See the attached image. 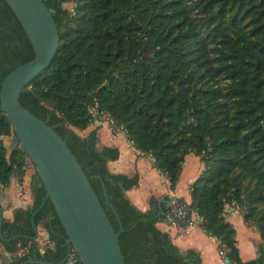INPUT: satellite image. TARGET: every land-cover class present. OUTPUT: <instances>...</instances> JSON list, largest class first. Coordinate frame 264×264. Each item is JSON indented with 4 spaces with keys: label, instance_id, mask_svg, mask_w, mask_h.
<instances>
[{
    "label": "trees",
    "instance_id": "trees-1",
    "mask_svg": "<svg viewBox=\"0 0 264 264\" xmlns=\"http://www.w3.org/2000/svg\"><path fill=\"white\" fill-rule=\"evenodd\" d=\"M44 2L58 26L60 48L20 101L66 140L115 230L124 228L126 264L200 260L157 226V212H144L128 198L140 177L110 171L119 149L100 147L96 130L78 134L92 124L93 110L107 113L138 150L153 157L172 190L186 157H200L204 169L190 187L200 225L232 263L262 264L263 249L258 259L243 262L225 209L239 203L264 242V0ZM72 2L73 11L63 7ZM34 57L23 26L0 0V89L11 71ZM10 136L16 137L0 101V191L14 177L22 181L27 162L34 165L20 145L6 146ZM31 188L32 206L3 224L8 249H28L24 261L61 264L67 234L52 202L41 208L47 192L36 170ZM34 225L53 243L44 251L37 248Z\"/></svg>",
    "mask_w": 264,
    "mask_h": 264
},
{
    "label": "water",
    "instance_id": "water-1",
    "mask_svg": "<svg viewBox=\"0 0 264 264\" xmlns=\"http://www.w3.org/2000/svg\"><path fill=\"white\" fill-rule=\"evenodd\" d=\"M5 1L23 26L35 57L11 71L1 84V109L12 124L16 135L15 147L20 145L24 149L46 189L41 208L48 200L52 202L67 234V257L75 250L80 264H126L120 246L124 228L119 232L115 230L66 140L20 101L23 90L51 66L59 51V30L52 12L44 0ZM181 202L173 197L158 204L156 218L164 222V212ZM262 249L264 252V245ZM37 264L52 263L39 261Z\"/></svg>",
    "mask_w": 264,
    "mask_h": 264
},
{
    "label": "crops",
    "instance_id": "crops-1",
    "mask_svg": "<svg viewBox=\"0 0 264 264\" xmlns=\"http://www.w3.org/2000/svg\"><path fill=\"white\" fill-rule=\"evenodd\" d=\"M94 130L97 131L100 147L117 148L120 151L119 159L108 164L112 173L125 174L129 177L139 174V186L127 192L128 198L135 206L144 212L156 213L158 204L169 198L174 197L191 203V184L204 169V163L200 157L195 154H189L186 157L180 181L176 189L172 190L168 177L155 167L153 157L138 150L126 132L117 127L113 121L95 120L84 132L89 134ZM12 138L13 136L4 138L6 146L8 140ZM15 144L11 148H15ZM192 155L198 159L195 157L196 160L192 159ZM189 159L193 160V165L190 164ZM35 170L31 163L27 162L26 173L22 181L14 177L11 185L0 191V264H31L30 261H24L27 249L20 248L16 252L8 249L7 232L3 229V224L13 222L19 210H27L32 206L34 195L31 184ZM225 218L236 229L237 247L243 262L258 259L261 255L263 241L258 230L245 221L243 211L238 206L228 204L225 209ZM157 226L169 233L172 242L184 254L191 250L195 251L200 264H224L220 256V241L208 234L200 224L188 230L165 222H160ZM46 235L48 238V234Z\"/></svg>",
    "mask_w": 264,
    "mask_h": 264
},
{
    "label": "built area",
    "instance_id": "built-area-1",
    "mask_svg": "<svg viewBox=\"0 0 264 264\" xmlns=\"http://www.w3.org/2000/svg\"><path fill=\"white\" fill-rule=\"evenodd\" d=\"M163 220L169 225L179 226L186 230L200 224L197 212L190 207L189 203L184 201L174 204L170 209L166 210L163 214ZM220 256L224 264H235L227 258V253L224 249H220ZM226 260H229V262H226ZM62 264H80L77 252L72 250Z\"/></svg>",
    "mask_w": 264,
    "mask_h": 264
},
{
    "label": "rangeland",
    "instance_id": "rangeland-1",
    "mask_svg": "<svg viewBox=\"0 0 264 264\" xmlns=\"http://www.w3.org/2000/svg\"><path fill=\"white\" fill-rule=\"evenodd\" d=\"M63 7L66 8V9H68V10H70V11H73V9L75 7V4L73 2L72 3H66V4H64ZM93 116H94L93 122L95 120H98V119H102V120L103 119H105V120L107 119L109 121H112L111 117L107 113H105V114L98 113L97 111L93 110ZM78 134L81 135V136H86V134H88V132L78 131ZM15 143H16V138L13 136V138L12 139H9L8 142H7L8 148L10 147L9 149H11L12 145H14ZM192 154H194V153H192ZM192 156L193 157H191V158L194 159L195 155H192ZM195 158H197V157H195ZM194 160H196V159H194ZM189 161H190V164L193 165L192 164L193 160L189 159ZM31 165L33 166V168H35V165H33V164H31ZM251 188H252V185L247 188V191H245V194H247L248 190H250ZM231 205H233L235 207L238 206L241 210L246 211L244 208H242V207L239 206V203L232 202ZM46 234H48L47 231H45L42 227H39V229H38V237L36 239V245H37V248L39 250H41V251H44V250H46L47 248H49V247H51L53 245V243L48 239L49 237L46 238V236H47ZM263 244H264V242H263ZM27 255H29V250L28 249H27V251H25V255L24 256H27Z\"/></svg>",
    "mask_w": 264,
    "mask_h": 264
},
{
    "label": "flooded vegetation",
    "instance_id": "flooded-vegetation-1",
    "mask_svg": "<svg viewBox=\"0 0 264 264\" xmlns=\"http://www.w3.org/2000/svg\"><path fill=\"white\" fill-rule=\"evenodd\" d=\"M30 261L33 262V263H31V264H37V262H39V260H30Z\"/></svg>",
    "mask_w": 264,
    "mask_h": 264
}]
</instances>
